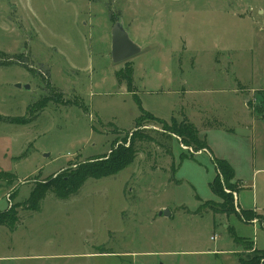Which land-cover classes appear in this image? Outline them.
<instances>
[{
	"label": "rangeland",
	"instance_id": "374dc122",
	"mask_svg": "<svg viewBox=\"0 0 264 264\" xmlns=\"http://www.w3.org/2000/svg\"><path fill=\"white\" fill-rule=\"evenodd\" d=\"M118 21L142 50L115 63ZM187 115L202 119L193 125L209 150L175 134ZM133 134L125 169L25 205L45 179ZM221 160L234 171L222 187L258 223L223 211L211 188ZM8 211L0 264H239L235 252L253 250L235 237L264 249V0H0Z\"/></svg>",
	"mask_w": 264,
	"mask_h": 264
},
{
	"label": "trees",
	"instance_id": "16d2710c",
	"mask_svg": "<svg viewBox=\"0 0 264 264\" xmlns=\"http://www.w3.org/2000/svg\"><path fill=\"white\" fill-rule=\"evenodd\" d=\"M119 80L121 81V74H117ZM120 76V77H119ZM128 85L133 84V76H128ZM143 113L145 112L142 109ZM143 115H141L142 117ZM140 117V118H141ZM137 119V122L140 120ZM175 134L182 137V142H186L187 138L195 140L196 147L207 148L202 146L197 141V129L192 123H188L187 125H179L174 128ZM133 134L127 145H120L109 157L106 158H97L92 159L83 163L78 164L74 169H70L68 172L57 173L44 181H42L38 188L32 190L30 193V197L26 200L25 205L28 208L37 210L40 207V203L46 194L51 191L58 196L68 197L73 193H76L83 184L89 178L101 179L104 177H109L117 174L121 170L125 169L129 165L134 162L135 153V139ZM217 175L214 181L211 183L212 190L216 193V195L221 196L223 198L222 208L225 213L237 212L243 220L247 222L250 217L257 216L256 213L252 210L243 211L241 209L238 212L234 205L233 192H236L234 189L231 192H227L224 190L221 184V177H224L226 180L234 178V171L232 166L226 160L218 161L217 166ZM229 189V188H228ZM13 218L11 219L9 211L0 214V225L11 223ZM13 223H11L12 225ZM235 241L238 243H242L246 249V251H251L253 248V244L250 241H241L240 237H235ZM238 261L240 264H264V249L257 250L254 249L250 253H245V255L238 254Z\"/></svg>",
	"mask_w": 264,
	"mask_h": 264
},
{
	"label": "water",
	"instance_id": "95a60500",
	"mask_svg": "<svg viewBox=\"0 0 264 264\" xmlns=\"http://www.w3.org/2000/svg\"><path fill=\"white\" fill-rule=\"evenodd\" d=\"M142 47L130 37L128 31L121 21L114 24L112 29V59L115 63H120L137 55ZM17 87L21 88L22 84L18 83ZM26 89H30V85H25ZM170 215L168 209L162 211L161 214Z\"/></svg>",
	"mask_w": 264,
	"mask_h": 264
},
{
	"label": "crops",
	"instance_id": "0c3cea01",
	"mask_svg": "<svg viewBox=\"0 0 264 264\" xmlns=\"http://www.w3.org/2000/svg\"><path fill=\"white\" fill-rule=\"evenodd\" d=\"M191 116V115H190ZM190 116H186L187 117V120H190V122L192 123V124H194L196 127H197V125H196V123H202L203 121H202V119L201 120H199V119H197V118H192V117H190ZM202 121V122H201ZM208 150L210 149V147H209V145H208V148H207ZM202 152H205V151H202ZM201 152V153H202ZM200 153V154H201ZM231 165V164H230ZM238 193V192H237ZM250 210V209H249ZM243 211H248V210H246V209H243ZM252 211H254V212H258V211H255V210H252ZM260 214V213H259ZM259 216V215H258ZM245 222H247L246 220H244ZM241 238V237H240ZM234 240V239H233ZM251 242V241H250ZM233 243H236V241L235 242H233ZM252 244H253V248H252V250H254V249H257V250H262L261 248H259L258 247V245L255 243V242H252ZM243 245V244H242ZM244 246V245H243ZM218 251L220 252V248H218ZM246 251V249H245V247H243V252H245ZM218 252V253H219ZM212 253V250H210L209 249V251H208V253L207 254H211ZM235 253H237V256H238V254H240L241 252L240 251H238V252H235ZM239 262V261H238ZM162 264V263H161ZM240 264V263H239Z\"/></svg>",
	"mask_w": 264,
	"mask_h": 264
},
{
	"label": "built area",
	"instance_id": "2783aa9c",
	"mask_svg": "<svg viewBox=\"0 0 264 264\" xmlns=\"http://www.w3.org/2000/svg\"><path fill=\"white\" fill-rule=\"evenodd\" d=\"M226 191H227V192H231L232 190L228 189V190H226ZM235 193H236V192H233V198H234V194H235ZM236 202H237V203H236V204H237V205H236V206H237V207H236V210H237L238 212H240L241 209H240V207H239L240 204H239V201H238V198H237V193H236ZM260 216H261V215L255 217V219L253 220V222H252V221H251V222H252V223H258V222L260 221V219H261ZM262 217L264 218V215H262ZM263 226H264V224H263ZM212 239L215 240L216 237H212Z\"/></svg>",
	"mask_w": 264,
	"mask_h": 264
}]
</instances>
